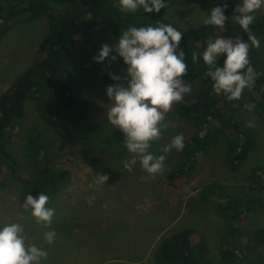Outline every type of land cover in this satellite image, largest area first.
<instances>
[{
	"label": "rangeland",
	"instance_id": "rangeland-1",
	"mask_svg": "<svg viewBox=\"0 0 264 264\" xmlns=\"http://www.w3.org/2000/svg\"><path fill=\"white\" fill-rule=\"evenodd\" d=\"M254 15L256 18L264 15V9ZM207 16L197 4L185 0L174 1L163 13L164 20L174 23L178 30L200 26ZM46 25V18L40 17L21 20L13 26L0 52V93L41 54ZM118 39L119 36L110 31H101L91 36V45L79 48L75 57L73 71L90 106L75 126L76 142L70 151H58L57 136L39 119L34 104L27 103L25 115L15 124L9 141V147L19 157L17 175L42 179L44 162H47L53 169L67 170L68 177L49 197L47 207L55 212L50 228H44L36 222L31 210L25 211L22 207L25 188L16 177L8 175L0 187V228L13 222L21 224L26 242L47 250L48 258L42 264H158L157 242L183 229L199 233L209 262L229 264L219 252L226 220L219 213L216 201L203 199L201 191L206 184L218 183L238 199L258 197L263 202V209H254L244 226L249 231L264 230V191H249L247 178L252 167H264V119L255 107L251 112L245 108V105L255 104L244 90L238 100L239 111L254 138V147L247 158L232 169L227 160V139L217 136L189 174L187 182L174 188L168 185L166 173L180 166L181 152L173 149L165 154L161 148L175 135L184 136L194 123L193 118L178 115L176 103L165 117L170 127L150 148L154 155H166L164 171L148 174L139 162L128 171L123 165L133 154L123 145L124 134L107 121L111 102L105 90L114 81L95 82L87 73V65L98 56L102 45L113 47ZM259 41L260 47L255 49L264 64V38ZM109 55L119 57L115 52ZM185 81L191 84L192 91L184 99L194 97L201 79ZM32 125L39 129L44 148L43 161L35 163L24 158L22 152V141ZM89 158L118 167L121 171L119 181L95 185L96 175ZM261 179L264 185V174ZM91 196L95 199L89 204L87 198ZM49 230L56 232L53 244L44 240L43 234ZM237 248L242 249L241 246L232 249L239 254ZM256 251L264 258V244Z\"/></svg>",
	"mask_w": 264,
	"mask_h": 264
},
{
	"label": "trees",
	"instance_id": "trees-1",
	"mask_svg": "<svg viewBox=\"0 0 264 264\" xmlns=\"http://www.w3.org/2000/svg\"><path fill=\"white\" fill-rule=\"evenodd\" d=\"M176 0H164L166 7ZM197 4L208 15L213 7L227 3L224 15L229 17L225 28L202 24L179 30L183 33L179 48L184 51L188 65L186 79H201V86L194 97L177 103L176 111L180 117H191L193 125L184 135L185 147L181 152V164L166 173L168 185L178 188L184 185L196 164L207 153L210 144L217 136L227 139V160L232 169H236L254 147V138L239 111L238 100H228L217 95L212 89L213 81L206 75L207 66L202 57L191 61L193 52L202 53L207 40L217 36L234 38L239 35L245 42L247 34L231 20L234 8L241 0H185ZM118 0H0V52L2 44L13 26L21 20H33L45 17L46 31L42 52L29 66L11 81L0 93V187L8 175L17 178L25 188L22 197L43 193L50 197L58 185L68 177L65 169H53L44 162V176L35 179L31 176H18L19 157L9 147L15 124L24 117L26 105L32 102L37 115L57 136L59 152L70 151L76 142L75 126L89 110V98L78 79L73 67L79 48L91 45V36L110 31L119 36L130 26L142 27L157 23L171 24L163 18L166 9L160 12L144 13L143 9L135 13H123ZM258 39L264 38V15L257 17L250 26ZM251 66L258 73H264V64L259 59L255 47L249 48ZM109 57H111L109 55ZM223 56L217 60V66H223ZM88 75L95 82H112L110 74L119 75L125 68L122 58L115 61L105 58L97 63L93 60L87 65ZM255 104L258 115L264 119V76H260L254 87L245 89ZM40 131L32 125L22 141L23 157L31 162L44 159V148ZM94 174H107V184L119 181L121 171L89 158ZM264 167L254 166L248 178L249 191H264L261 176ZM203 199L215 200L219 213L226 220V228L221 236L219 252L229 264H264V258L256 251L264 244V230L249 231L244 221L254 209H263V202L255 196L238 199L225 191V186L209 183L201 191ZM242 247L239 254L233 247ZM206 246L196 230L183 229L170 237L162 238L156 245L158 264H212L205 258ZM240 255V257L238 256Z\"/></svg>",
	"mask_w": 264,
	"mask_h": 264
},
{
	"label": "clouds",
	"instance_id": "clouds-1",
	"mask_svg": "<svg viewBox=\"0 0 264 264\" xmlns=\"http://www.w3.org/2000/svg\"><path fill=\"white\" fill-rule=\"evenodd\" d=\"M123 13H135L143 9L144 13L160 12L166 7L164 0H118ZM227 3L213 7L203 20L205 25L225 28L228 16L224 15ZM264 9V0H241L234 8L232 21L247 34L245 42L239 35L234 38L217 36L209 38L202 53L193 52L191 61L196 63L201 57L207 66L206 75L213 81L212 89L217 95H224L228 100H239L245 89L251 90L256 80L264 73L256 72L249 59L250 46L259 48L260 41L251 30L256 20L254 13ZM183 33L171 24L157 23L155 26H130L119 35L118 42L110 47L102 45L97 62L105 58L115 61L117 56L126 66L119 75H111L114 83L106 88V95L111 102L107 111V121L124 134L123 145L132 155L124 163V168L132 170L139 162L148 174L155 175L164 171L166 155H154L152 143L162 139L164 131L170 127L165 122L166 114L176 103H181L185 95L191 94V84L183 77L188 74V65L184 51L179 48ZM223 56V66H217V60ZM126 81V83H120ZM255 105H245L252 111ZM251 126V123H249ZM183 134L172 137L170 143L161 148L162 153L173 149L183 151ZM107 174H97L94 184L103 185L109 180ZM94 196L88 197L91 204ZM49 197L46 194L25 196L22 207L31 210V215L44 228H50L55 210L47 207ZM44 240L53 244L56 232H44ZM23 227L19 223H8L0 228V264H42L48 258L47 250L32 243H27Z\"/></svg>",
	"mask_w": 264,
	"mask_h": 264
}]
</instances>
